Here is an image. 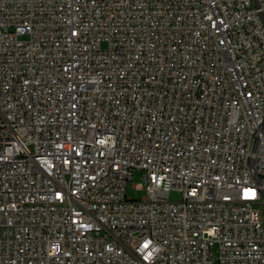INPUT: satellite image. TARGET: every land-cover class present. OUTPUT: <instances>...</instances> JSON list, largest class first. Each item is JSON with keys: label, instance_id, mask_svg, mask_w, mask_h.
<instances>
[{"label": "built area", "instance_id": "built-area-1", "mask_svg": "<svg viewBox=\"0 0 264 264\" xmlns=\"http://www.w3.org/2000/svg\"><path fill=\"white\" fill-rule=\"evenodd\" d=\"M0 264H264V0H0Z\"/></svg>", "mask_w": 264, "mask_h": 264}, {"label": "rangeland", "instance_id": "rangeland-1", "mask_svg": "<svg viewBox=\"0 0 264 264\" xmlns=\"http://www.w3.org/2000/svg\"><path fill=\"white\" fill-rule=\"evenodd\" d=\"M141 185L142 184V174L141 173H137L135 176H134V179H133V182H131L129 184V188H128V195L129 197L135 199V200H141L145 193L144 191H135L132 186L133 185ZM169 199L171 201H178L180 200V195L178 193H171L170 196H169Z\"/></svg>", "mask_w": 264, "mask_h": 264}]
</instances>
